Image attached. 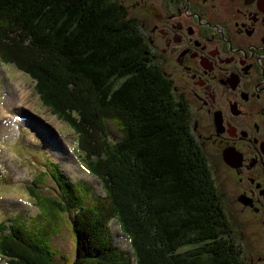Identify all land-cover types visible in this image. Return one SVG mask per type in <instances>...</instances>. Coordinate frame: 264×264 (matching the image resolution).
<instances>
[{
    "label": "trees",
    "instance_id": "obj_1",
    "mask_svg": "<svg viewBox=\"0 0 264 264\" xmlns=\"http://www.w3.org/2000/svg\"><path fill=\"white\" fill-rule=\"evenodd\" d=\"M145 53L112 0H0V63L28 75L41 104L74 131L104 194L48 163L27 189L39 214L0 223L6 264H58L50 241L64 226L70 264H248L186 108ZM47 176L54 196L38 189ZM113 220L131 252L112 243Z\"/></svg>",
    "mask_w": 264,
    "mask_h": 264
},
{
    "label": "flooded vegetation",
    "instance_id": "obj_2",
    "mask_svg": "<svg viewBox=\"0 0 264 264\" xmlns=\"http://www.w3.org/2000/svg\"><path fill=\"white\" fill-rule=\"evenodd\" d=\"M112 1L184 104L222 198L252 228L248 264H264V0Z\"/></svg>",
    "mask_w": 264,
    "mask_h": 264
},
{
    "label": "rangeland",
    "instance_id": "obj_3",
    "mask_svg": "<svg viewBox=\"0 0 264 264\" xmlns=\"http://www.w3.org/2000/svg\"><path fill=\"white\" fill-rule=\"evenodd\" d=\"M131 12L132 16L141 19L138 9ZM34 85L35 82L28 75L19 72L14 66L0 63V106L17 90L29 93L26 102H23L27 105H20L25 108V114L20 112L17 116L18 119L19 116L24 118L13 127L12 134H0V223L16 215L34 218L39 214L35 200L27 189L35 184V180L43 178L41 175L47 173L48 163L56 165L72 183L80 180L88 183L93 188L94 197L104 198L100 182L85 169L82 155H79L75 147L76 134L69 125L59 121L41 104ZM187 117L189 122L188 112ZM109 132L112 138L118 139L119 135L112 126ZM209 167L215 186L222 196V179ZM46 183L38 189L45 191V195L54 196V182L47 176ZM222 201L231 230L239 241L237 249L241 248L249 261L245 246L251 243L253 230L247 221L241 219V213L236 208L231 207L225 198ZM109 228L112 243L121 250L131 252L129 241L121 233L116 221H111ZM242 234L244 240H241ZM50 243L58 264H70L75 258L74 240L67 226L62 227ZM0 264H6L1 255Z\"/></svg>",
    "mask_w": 264,
    "mask_h": 264
},
{
    "label": "bare ground",
    "instance_id": "obj_4",
    "mask_svg": "<svg viewBox=\"0 0 264 264\" xmlns=\"http://www.w3.org/2000/svg\"><path fill=\"white\" fill-rule=\"evenodd\" d=\"M28 94L26 91L17 90L16 94H10L4 105L0 106V134H12L13 127L24 118L19 116L18 119L17 116L20 112L25 114V108L20 105H27L23 104V102H26ZM26 117H28L27 114Z\"/></svg>",
    "mask_w": 264,
    "mask_h": 264
}]
</instances>
